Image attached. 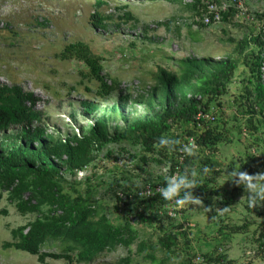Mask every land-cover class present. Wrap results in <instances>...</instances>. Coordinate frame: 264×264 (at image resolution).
<instances>
[{
  "label": "trees",
  "instance_id": "obj_1",
  "mask_svg": "<svg viewBox=\"0 0 264 264\" xmlns=\"http://www.w3.org/2000/svg\"><path fill=\"white\" fill-rule=\"evenodd\" d=\"M162 1L181 4L185 0ZM202 1L191 0L186 7L197 10ZM103 3L102 0H95V6L87 18L89 28L107 30L113 25L118 29L122 23L135 26V21L131 22L134 20L133 12L127 3L116 9L120 12L116 15L101 9ZM121 8L124 11L121 12ZM234 13L236 17L235 8H230L222 15V21L228 20ZM257 17L264 18V15ZM224 42V45L229 43L233 47L223 50L224 58L218 60L207 55L168 56L165 65L157 66L153 72V85L132 99L127 89H120L118 78L103 73L102 59L94 54L87 42L76 40L66 44L57 57L82 64L83 70L78 71L80 82L95 83L94 88L85 85L92 98L79 101L77 107L69 102L72 110L68 113V127L73 128L70 132L54 130L48 112L37 108L38 98L32 91L24 90L17 84L0 83V215L8 216L10 207V214L16 213L22 217L20 224L10 228V238L1 242V248L33 256L36 264H54V261L60 260L66 264L90 263L98 255L120 245L129 248L137 238L136 224L154 227L164 218L173 219L166 213L161 215L158 212L163 209L164 203L170 201L162 196L131 200L134 189L141 185H136L125 173L122 178L110 180L105 189L113 197L115 210L125 218L122 224L111 222L100 204L93 201L94 188L88 179L84 191L76 187L75 181L69 189L65 188V174L75 175L78 170L91 164L96 154L109 143L120 142L140 145L143 152L151 154V160L157 163L168 160L169 176H156L146 184L154 186L160 183L168 188L169 185L179 184L174 196L187 197L188 202L192 203L198 198L201 202L197 208L210 216V227L216 229L215 239L220 240L218 236H224L220 227L224 218L217 213L227 214L223 208H230L231 204L227 203L233 201V191L237 186L233 182L231 190L218 188L216 179L221 170L215 154L225 138L229 139L227 135L231 131L230 128L219 130L221 124L228 122L221 120L216 111L213 121L206 118L198 120L196 117L199 113L211 112L214 106L223 108L220 97L227 93L239 65L244 66L239 81L241 89L238 99L231 102V107L236 114L244 116L239 126L240 138L251 136L258 147L249 143L250 146L246 148L247 152L253 149L248 155L255 163V169L246 162L243 164L247 165L243 167L248 175L258 174L264 168V137L260 140L257 136L259 130L264 128V30L256 35L244 33L240 40L228 38ZM113 95H116L114 103L101 110L100 103ZM135 102L142 105L143 115L130 118L124 111L128 104ZM221 113L225 115V112ZM80 117L87 118L89 124H78ZM115 118H119L124 125L116 123L111 128L109 123ZM49 128H52V132H49ZM236 134L238 137L239 132ZM190 138L194 139V144L180 153L179 150ZM161 139L165 142L160 143ZM140 161L147 162L146 156L140 157ZM174 175L177 177L172 183L170 178ZM181 180L184 183L181 184ZM213 197L218 201L217 208L213 206ZM252 198L259 200V194H252ZM121 203L123 206H120ZM129 218L135 223L131 224ZM230 229V233L237 234L246 231L247 227L230 226ZM186 231V227H183L180 232L166 233L158 240L157 248L163 250L168 258L171 257L179 250L181 235L183 244L191 251L188 250L189 258L176 264H189L197 252L205 258L209 257L207 262L210 264L222 258L225 264L230 263L225 252L216 255L217 250L206 253L194 250L190 240L192 233L187 234ZM255 241L256 254H264V222L258 227ZM53 245L60 251L44 250ZM144 247V243L140 242L137 251H143ZM145 256L151 257L152 254L145 253ZM128 261L126 259L123 264ZM153 261L152 264H159L160 260Z\"/></svg>",
  "mask_w": 264,
  "mask_h": 264
},
{
  "label": "rangeland",
  "instance_id": "obj_2",
  "mask_svg": "<svg viewBox=\"0 0 264 264\" xmlns=\"http://www.w3.org/2000/svg\"><path fill=\"white\" fill-rule=\"evenodd\" d=\"M102 1L104 3L101 9L115 15L120 13L116 9L127 3L133 12L134 20L131 22L135 21V26L122 23L118 29L113 25L107 30L89 28L87 18L95 6V0H0V83L17 84L24 90L32 91L38 98L37 108L46 110L51 119L50 125H54V130H60L62 133L73 130L68 127V113L72 110L69 102L77 107L79 101L86 97L92 98L93 95L87 92L85 85L92 88L95 85L93 82H80L78 71L83 70L82 64L73 60L63 61L57 57L66 44L76 40L87 42L94 54L102 59L103 73L118 78L121 82L120 89H127L132 99L153 85V72L157 66L165 65L168 56L212 54L218 60L224 58L223 50L233 47V44L229 43L224 45L226 39L240 40L244 33L252 32L256 35L264 30V18L257 17L264 15V0H239L237 4L228 1L230 8H235L236 12V8L238 9L236 17L234 13L226 21L197 28L193 25L197 22L196 18L200 16L205 1L221 3L225 0H203L197 10L186 7L191 0H185L181 4L162 0ZM120 11L124 9L121 8ZM192 41L197 42L193 44ZM243 69V65L238 66L233 82L227 87V93L220 97L223 108L214 106L217 116L228 122L221 124L219 130L230 128L231 131L227 135L229 139L225 138L215 154L218 157V168L221 170L216 179L217 185L219 189L227 190H231L233 182L237 186L233 191V201L227 203L231 204L230 208L222 206L227 214L217 213L219 217L224 218L223 225L220 226L224 236H218L220 240L215 239L217 231L210 227V216L197 208L201 201L196 198L195 202L189 201L184 207L175 210L173 219L164 218L160 223L162 229L158 228L161 226L158 223L154 227L136 224L137 238L129 248L120 245L98 255L90 263L81 264H123L126 259L129 260L127 264H152L153 260H160L159 264H176L189 258L188 250L191 251L183 244V237L179 235V250L169 258L163 250L157 248L158 240L166 233L180 232L183 224H190L186 232L192 233L190 240L194 250L206 253L221 249L226 253L229 264H264L263 253H257L254 257L253 254H246L247 251L256 252L258 227L264 222V168L262 167L258 174L248 175L243 167L247 165L243 164L246 162L255 169L256 165L248 155L253 149L250 148L247 152L246 148L250 144L257 147L251 136L240 138L239 126L244 121V116L236 114L235 109L231 107V102L237 100L240 94L239 81ZM115 100L116 95L103 100L100 103L101 110L105 106H111ZM221 112H225V115ZM124 113L130 118H136L143 115V107L136 102L130 103ZM116 123L124 125L119 118H115L110 121V127L113 128ZM78 124L87 126L89 120L80 117ZM261 129L257 135L260 140L264 137V128ZM48 130L52 132V128ZM145 156L147 162L140 161V157ZM151 157V154L143 152L140 145L109 143L80 174H65V188L69 189L70 184L75 181L76 187L84 191L88 179L94 188L93 201L100 204L101 210L111 222L125 223V218L113 206V197H110L105 189L110 180L114 177L122 178L124 173L131 177L136 185H142L156 176H169L170 162L165 160L163 163H157L151 160ZM262 165L264 166V163ZM241 173L253 179H242ZM177 174L180 176V173ZM253 193L259 194V200L252 198ZM249 199L254 201V206H249ZM213 200V206L217 208L218 201L215 197ZM8 213V216L0 215V264H36L33 256L1 248V242L10 238V228L22 221V217L16 213L10 214V207ZM230 226H245L247 230L233 234L230 233ZM140 242H143L145 247L143 251L138 252L137 245ZM44 250L60 251L56 245L45 247ZM145 253H151L152 256L146 257ZM53 263L66 264L61 260Z\"/></svg>",
  "mask_w": 264,
  "mask_h": 264
},
{
  "label": "built area",
  "instance_id": "obj_3",
  "mask_svg": "<svg viewBox=\"0 0 264 264\" xmlns=\"http://www.w3.org/2000/svg\"><path fill=\"white\" fill-rule=\"evenodd\" d=\"M231 1H235V0H231ZM228 7H229L228 0H225V1L221 2L219 5L215 4V3L208 2L207 7H206L207 12L203 14L202 21L205 24L210 23V21H212V20H213L214 23L219 22L220 18H221V13L227 11ZM199 117H201V118L203 117V118H206L208 120H212L213 119V116L211 114H208V115L198 114L197 119ZM193 144H194V139L190 138L187 141V143H185L183 145V148L179 150V152L182 153L183 149H186L188 146H192ZM179 159L181 160L182 156H180ZM170 180H171L172 183H174L175 180H176V176L174 175L172 178H170ZM171 186H173V185H171ZM169 187H170V185H169ZM166 188H168V186H164V185L159 184V183L154 185V186L149 185V184H145L142 187L137 188L136 190H134L133 194L131 195V200L134 199V198H137V199H149V198H151V197H153L155 195H161L162 192L166 191ZM118 194L122 197L123 200L126 201L125 197L122 196L121 192H119ZM178 198L184 200V203L182 205H178L176 203ZM188 200L189 199L187 197L173 196L172 199L167 204L165 203L163 205V207H162L163 209L160 210V213L164 212L168 216L174 217L176 215L175 210L184 207L188 203ZM120 206H123V204L121 203ZM246 254L248 256H251V254H253L252 257H254L256 252L254 250L253 251H247ZM189 264H210V263L207 262V258H205V256L203 254L197 252L191 258V261H190ZM211 264H225V260L224 259H220L216 263L212 262Z\"/></svg>",
  "mask_w": 264,
  "mask_h": 264
},
{
  "label": "clouds",
  "instance_id": "obj_4",
  "mask_svg": "<svg viewBox=\"0 0 264 264\" xmlns=\"http://www.w3.org/2000/svg\"><path fill=\"white\" fill-rule=\"evenodd\" d=\"M228 1H231V0H228ZM238 1L239 0H235V1H233L234 3H238ZM208 2H210V3H215V4H220V2H217V1H206L205 2V5H206V7H207V4H208ZM223 2V1H222ZM240 3V2H239ZM206 7H205V9L204 10H202L201 11V14H200V16L198 15L197 16V18H196V23H194V25H193V27L195 26L196 28H197V26L199 27L200 25L199 24H202V25H206V26H209V25H212V24H216V23H219V22H221L222 21V15L224 14V13H227L228 11H229V9H230V6L228 7V9H227V11H225V12H222L221 13V18H220V21L219 22H216V23H214L213 22V20L212 21H210V23H208V24H205L203 21H202V17H203V14L204 13H206L207 12V9H206ZM237 9V8H236ZM238 14V11H237V13H236V15ZM207 56H213V55H209V54H206ZM206 55H204V56H206ZM193 56V55H192ZM195 57H201V56H195ZM215 111H216V109L214 108V107H212V109H211V112H209V113H207V114H204V115H208V114H211L212 116H213V119L212 120H210V121H213L214 120V115L216 114L215 113ZM217 112V111H216ZM199 114H201V113H199ZM198 116V115H197ZM197 118V117H196ZM199 119H205V118H201V117H199L198 118V120ZM207 121V120H206ZM165 141L163 140V139H161V141H160V143H164ZM189 154H191V152L189 151ZM82 170H84V169H82ZM82 170H78L76 173H79L80 174V172L82 171ZM241 175V178L242 179H245V180H248V181H250L251 179H253V177H250V176H248L247 174H244V173H241L240 174ZM176 176V175H175ZM180 183L182 184V183H184V181L183 180H181L180 181ZM146 183H144V184H142L141 186H138L137 188H140V187H142L143 185H145ZM160 184V183H159ZM150 185V184H149ZM164 186H166V185H164ZM178 187H179V184H174L173 186H171V187H169L166 191H164V192H162L161 193V195H159V196H162L165 200H171L172 199V197L174 196V195H176L177 194V189H178ZM136 188V189H137ZM136 189H134V190H136ZM155 196H157V195H155ZM155 196H153V197H155ZM152 198V197H151ZM150 199V198H149ZM148 199V200H149ZM176 203L178 204V205H182L183 203H184V200L183 199H177V201H176ZM165 204V203H164ZM163 204V205H164ZM167 204V203H166ZM163 205H162V207H163ZM249 206L251 207V206H254V201L253 200H251V199H249ZM160 210H162V209H159L158 210V212H159V214H161V215H163L164 214V212L162 213H160ZM170 217V216H169ZM171 218H173V217H171ZM129 222L131 223V224H134L135 222H134V220L133 219H131V218H129ZM186 225V226H185ZM190 226V224H183V227L185 228H187V227H189ZM255 251V250H254ZM223 253V251L221 250V249H218L217 251H216V255H220V254H222ZM202 254V253H201ZM207 258H209V257H207ZM223 259V258H222Z\"/></svg>",
  "mask_w": 264,
  "mask_h": 264
},
{
  "label": "crops",
  "instance_id": "obj_5",
  "mask_svg": "<svg viewBox=\"0 0 264 264\" xmlns=\"http://www.w3.org/2000/svg\"><path fill=\"white\" fill-rule=\"evenodd\" d=\"M194 42H197V41H192V43L194 44ZM209 55H212V54H209ZM254 194V193H253Z\"/></svg>",
  "mask_w": 264,
  "mask_h": 264
}]
</instances>
